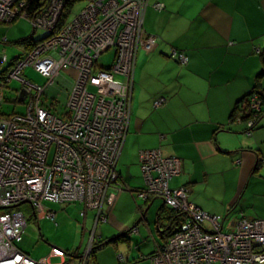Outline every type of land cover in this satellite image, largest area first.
Listing matches in <instances>:
<instances>
[{
  "label": "built area",
  "instance_id": "built-area-1",
  "mask_svg": "<svg viewBox=\"0 0 264 264\" xmlns=\"http://www.w3.org/2000/svg\"><path fill=\"white\" fill-rule=\"evenodd\" d=\"M29 5L30 0H0V24L24 18L48 38L24 47V55L5 67L6 56L0 53V105L5 100L3 88L13 80L22 84L16 102L26 104L23 114H0V264H53V258L60 260L56 264H90L89 245L74 256L57 247L40 259L21 251L18 244L27 220L15 208L29 203L35 214L53 219L44 202L83 203L85 209L96 210L95 224L108 220L124 188L116 166L131 117L137 53L140 48L151 51L156 44L144 28L145 14L148 8L161 11L164 5L153 0H90L76 18L60 27L61 0H50L39 12L29 10ZM111 48L112 64L99 66L100 56ZM172 56L187 60L180 52L173 51ZM28 67L48 78L47 84L28 80L23 73ZM64 68L75 69L77 77L64 112L58 114L44 103L43 95ZM163 101L160 98L155 105ZM259 109L260 100L253 94L241 102L238 115ZM257 123V116L244 121L245 133L249 135ZM259 161L264 167V157ZM180 164L160 149L139 152L143 183L136 197L160 198L180 219L165 244L149 255L150 263L264 264V218L241 214L229 224L225 217L203 211L189 201L186 186L170 188ZM123 234L130 231L124 229ZM118 258L128 264L123 255Z\"/></svg>",
  "mask_w": 264,
  "mask_h": 264
},
{
  "label": "crops",
  "instance_id": "crops-1",
  "mask_svg": "<svg viewBox=\"0 0 264 264\" xmlns=\"http://www.w3.org/2000/svg\"><path fill=\"white\" fill-rule=\"evenodd\" d=\"M153 2L164 9L148 8L145 14L144 28L156 44L151 51L140 48L136 57L131 117L116 166L124 188L107 221L91 220L94 242L98 239L96 245L102 247L90 264H125L120 254L128 264H151L149 255L163 246V200L154 197L140 205L132 195L139 188L131 187V175L133 167L140 173L141 150L160 149L164 156L177 157L181 171L170 182L180 178L189 201L203 211L221 215L229 224L241 214L264 218V167L259 161L264 157V115L249 135L244 124L230 121L262 68L264 0ZM173 51L187 60H177ZM259 82L264 90V76ZM160 98L164 101L155 105ZM201 191L204 200L195 197ZM99 223L110 225V237L96 232ZM114 237L128 241L126 250L107 246Z\"/></svg>",
  "mask_w": 264,
  "mask_h": 264
},
{
  "label": "rangeland",
  "instance_id": "rangeland-1",
  "mask_svg": "<svg viewBox=\"0 0 264 264\" xmlns=\"http://www.w3.org/2000/svg\"><path fill=\"white\" fill-rule=\"evenodd\" d=\"M90 0H84L75 5L73 12L66 22H69L76 18L82 8L89 4ZM109 10L111 8L109 7ZM89 11V8H88ZM65 22V23H66ZM64 23V24H65ZM46 35L44 30H34L32 25L27 19L18 18L11 24H0V53H4L6 60L3 63V67L8 65L13 59L24 55V45L18 42L25 38H31L33 40L41 39ZM5 39V41H2ZM45 36L42 41L47 40ZM114 56V49L111 48L104 52L98 61L99 66L109 67L112 64ZM24 76L36 85L45 86L48 82V78L42 76L33 68L28 67L24 70ZM77 77V71L72 68H64L60 74L55 78L52 84L46 86L45 94L43 95L44 103L50 106L55 113L61 114L65 110L67 102L68 91L72 87ZM21 82L11 81L2 90L5 100L0 105V114L9 115L13 113L23 114L26 111V104L22 102H16L18 96L17 90L21 88ZM125 172L123 175L125 176ZM132 185L131 187L138 188L143 183L141 171L136 167L132 168ZM129 186V188H131ZM170 187L175 189L181 187L180 178H176L170 182ZM126 187L125 190H127ZM128 188V189H129ZM203 191V189H202ZM201 192H196V198L204 200L207 196ZM207 193L212 195V190L209 188ZM131 194V193H130ZM132 195L140 205H144L145 202L142 198L136 197V192ZM213 201V200H212ZM44 208L46 211L54 213V218L51 219L47 216L37 212L34 215V211L29 203L20 204L15 208L17 211H22L26 220L27 226L24 229L22 241L18 244L21 251L27 253L33 259H40L47 256L52 247H57L67 252L69 255L74 256L84 253L87 246L95 247L99 249L102 246H97L94 242V235H92V218L96 215V210L91 212L84 208L83 203H70L60 204L52 202H44ZM144 210L146 206H143ZM165 211H169L168 208H164ZM87 212L86 224H84V218L81 213ZM85 211V212H86ZM163 225L168 226L167 220H163ZM144 231L146 230V223L142 221ZM176 228V224L173 223L171 229ZM111 227L108 223H99L97 227V233L100 232L105 235L104 237L111 235ZM164 228L160 235L161 244L164 245L167 240L168 232ZM92 230V231H91ZM165 230V231H164ZM95 232V231H94ZM147 232V231H146ZM91 234V236H90ZM116 245V246H115ZM109 248L116 247V250L124 251L128 247V241L123 238H118L115 242L107 245ZM139 243V248H140ZM79 253V254H78ZM94 255H90L91 260H94ZM60 260L53 258L52 263L56 264Z\"/></svg>",
  "mask_w": 264,
  "mask_h": 264
},
{
  "label": "trees",
  "instance_id": "trees-1",
  "mask_svg": "<svg viewBox=\"0 0 264 264\" xmlns=\"http://www.w3.org/2000/svg\"><path fill=\"white\" fill-rule=\"evenodd\" d=\"M81 1H84V0H61V2L63 4V8H62V11H61V15H60V19H59V22H58L57 27L62 26L68 20V18L70 17V15L73 12V8L75 7V5L77 3H79V2H81ZM49 3H50V0H30V5H29L28 8H29V10H32V11H35L36 10L37 12H39V11L43 10L44 8H46L47 5H49ZM14 21H12V22H14ZM44 37H42V38H44ZM41 39L33 40L31 38H25V39L20 40L18 43L19 44H25L24 47L28 48V47L33 46L34 44H36ZM261 63H262V68L259 71V73L257 74V78H256V81H255V86L253 87V89L251 90V92L249 94L243 96L237 102V104L235 105V107H234V109H233V111L231 113V116H230V119H231L230 121L231 122H237L236 121V118L237 117H240L242 119V122H237V123L244 124V121H246L247 119H249V118H251L253 116H257V120H258V123H259L260 118L264 115V90H262L261 85H260V82H259L260 79L264 76V50L261 52ZM253 94H257V96H258V98L260 100V109L258 111H256V112L251 111L248 114L242 113L241 115H238L239 112H240V104H241V102L243 100H245L247 97H249V96H251ZM258 123H257V125H258ZM164 207H166V205L163 206V208L161 210H163ZM168 209H169V211L167 213H165V215H163V218H165L166 220L169 219L171 221L170 226H167L166 229H165L168 232L167 237L172 233V229H171L172 224L175 221L179 222V220H180L178 218L179 215H178L177 212H174L170 208H168ZM161 210L159 212H161ZM164 210L162 212H164ZM34 215H35V213H34ZM118 238H120V237H114L112 239H109L108 241L111 242V243H113ZM95 250H96L95 247H93L92 253H91L92 255H94Z\"/></svg>",
  "mask_w": 264,
  "mask_h": 264
},
{
  "label": "water",
  "instance_id": "water-1",
  "mask_svg": "<svg viewBox=\"0 0 264 264\" xmlns=\"http://www.w3.org/2000/svg\"><path fill=\"white\" fill-rule=\"evenodd\" d=\"M24 98H25V92L22 91L21 94H20V96H19V99H20L21 101H23Z\"/></svg>",
  "mask_w": 264,
  "mask_h": 264
}]
</instances>
